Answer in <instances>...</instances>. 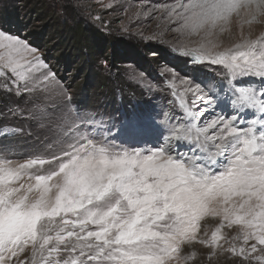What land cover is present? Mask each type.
I'll return each mask as SVG.
<instances>
[{
    "label": "snow or ice",
    "instance_id": "obj_1",
    "mask_svg": "<svg viewBox=\"0 0 264 264\" xmlns=\"http://www.w3.org/2000/svg\"><path fill=\"white\" fill-rule=\"evenodd\" d=\"M159 11L181 31L203 33L197 54H180L227 69L225 100L199 84L179 95L171 87L182 119L162 109L115 133L90 125L41 154L0 146V264H189L194 243L264 264V33L214 51L234 20L264 23V0H174ZM0 83L17 95L59 85L37 49L4 31Z\"/></svg>",
    "mask_w": 264,
    "mask_h": 264
},
{
    "label": "rangeland",
    "instance_id": "obj_2",
    "mask_svg": "<svg viewBox=\"0 0 264 264\" xmlns=\"http://www.w3.org/2000/svg\"><path fill=\"white\" fill-rule=\"evenodd\" d=\"M173 2L0 0V31L18 36L37 49L59 82L58 87L40 95H17L3 90L0 83V146L18 154H41L56 150L66 131L82 130L90 125L104 129L115 125L112 128L115 133L125 119L133 115L152 116L162 109L169 111L170 115L176 114L177 120L182 119L184 113L171 87L179 95L184 93L186 85L195 88L199 84L206 92L218 96L219 100H225L227 69L207 61L194 63L186 55L180 54L191 51L195 55L206 41L203 33L190 35L187 31L179 30L176 21L169 22L165 13L159 11ZM78 21L108 35L112 42L117 40L113 46L124 57L127 54L120 49V44L131 42L136 57H121L124 60H120L121 65H117L118 70L113 72L110 66L113 57L109 48L96 58L92 70L75 65L79 56L77 51L71 52L69 41L61 43L56 30H61L57 24L65 23L69 28ZM261 33H264V23L245 24L241 28L234 20L225 32L218 33L214 38L219 45L214 51L232 47L240 42L242 35L255 39ZM57 49L60 51L56 54ZM101 61H106V66ZM153 62L156 64L151 71ZM100 76L110 79V82L115 80L117 83H114V87L122 89L116 88L114 91L113 107L111 97L99 94ZM259 83V78H256L255 85ZM184 98L190 102L192 93H185ZM38 104L45 106L47 115L43 118L36 115ZM215 105L216 101L213 100L204 119L198 116L197 123H205ZM189 107L196 111L197 105L189 103ZM216 111L219 112V109ZM145 139L150 137L146 136ZM181 150L185 149L182 147ZM207 221L209 224L218 223L210 217ZM223 231L229 237L236 234L235 228ZM210 232L211 229L209 238ZM189 251L196 253L189 264H239L241 259L220 248L213 252V249L200 243H194L191 248L185 247V252ZM30 255L28 250L20 259Z\"/></svg>",
    "mask_w": 264,
    "mask_h": 264
},
{
    "label": "trees",
    "instance_id": "obj_3",
    "mask_svg": "<svg viewBox=\"0 0 264 264\" xmlns=\"http://www.w3.org/2000/svg\"><path fill=\"white\" fill-rule=\"evenodd\" d=\"M85 23L81 24L80 21L74 22L72 27L67 28L65 23L57 24L58 28L60 27L61 30L57 29L56 34L60 35L61 43H65L69 41V45L72 46V51H77L78 59L75 62V65L79 64V67H84L85 69L92 70L94 63L97 61V57L102 55L110 48V56L112 58V62L110 63L111 69L113 72H116L117 65H121V61L126 59L127 55L130 57L135 56V47L132 46L131 42L121 43L120 49L125 51L127 55L125 57L119 54L118 50H115L113 44L117 40H113V42L109 39L108 35H105L103 32H100L93 28L92 26L84 25ZM72 44V45H71ZM117 49V48H116ZM60 50H56V54ZM107 57V56H106ZM109 57V56H108ZM124 57V58H121ZM136 57V56H135ZM121 60V61H120ZM145 63V62H144ZM156 62L151 64V71L154 70ZM100 89L101 91L99 94H103L105 96L111 97V106L115 104V100H113V93L118 88L117 86L114 87V83H117L115 80H106V77L100 76ZM111 77V76H110ZM115 81V82H114ZM120 91L122 90L120 87L118 88ZM110 106V107H111Z\"/></svg>",
    "mask_w": 264,
    "mask_h": 264
},
{
    "label": "bare ground",
    "instance_id": "obj_4",
    "mask_svg": "<svg viewBox=\"0 0 264 264\" xmlns=\"http://www.w3.org/2000/svg\"><path fill=\"white\" fill-rule=\"evenodd\" d=\"M251 29V28H250Z\"/></svg>",
    "mask_w": 264,
    "mask_h": 264
}]
</instances>
